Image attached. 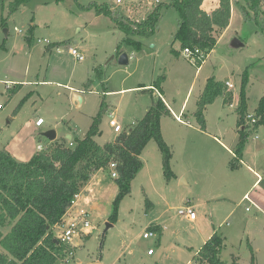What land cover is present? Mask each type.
Listing matches in <instances>:
<instances>
[{"label":"rangeland","instance_id":"obj_1","mask_svg":"<svg viewBox=\"0 0 264 264\" xmlns=\"http://www.w3.org/2000/svg\"><path fill=\"white\" fill-rule=\"evenodd\" d=\"M170 1L26 0L11 12V0H0V151L27 161L39 144L44 148L51 144L44 135L50 129L59 139L67 134L83 137L103 101L102 134L95 139L101 144L111 141L118 134L110 125L112 114L123 128L136 123L161 96L153 87L159 83L171 110L162 117L161 130L172 150L173 175L165 173L162 151L151 139L141 154L131 192L110 221L119 188L110 167L100 170L90 184L94 199L87 208L92 228L73 239V257H59L54 264H196L195 255L214 229L225 237L223 260L231 261L235 255L249 264L254 254L256 264H264V125L251 130L243 160L234 153L236 108L246 70L248 112L264 94V32L256 19L233 3L229 26L215 32V48L205 62L195 64L175 40L179 13L166 4ZM93 3L109 5L127 16L133 27L161 5V20L153 33L133 36L142 42L138 50L127 44L128 34L112 15L88 7ZM239 3L246 5L245 0ZM259 10L264 12V0ZM4 28L9 30L7 37ZM234 36L245 46L230 51L227 45ZM70 46L77 47L84 59L73 56ZM120 51L129 54L128 64L118 62ZM210 77L230 80L234 87L225 89L232 97L229 101L218 97L207 105L202 129L195 111ZM141 84L153 86L136 88ZM75 93L83 96L82 105L75 102ZM39 117L42 125L36 123ZM254 170L261 174L255 184ZM247 191L248 198H243ZM188 199L200 203L197 220L178 213ZM152 223L162 229L145 237ZM62 228L55 226V233Z\"/></svg>","mask_w":264,"mask_h":264},{"label":"trees","instance_id":"obj_2","mask_svg":"<svg viewBox=\"0 0 264 264\" xmlns=\"http://www.w3.org/2000/svg\"><path fill=\"white\" fill-rule=\"evenodd\" d=\"M25 1L11 0L10 11H15ZM203 1L171 0L166 3L179 13L175 40L182 48L198 46L210 53L217 44L215 32L226 29L230 24L233 3L238 4L248 18L256 19L264 32V12L259 10L262 0H245L246 5L239 0H219V6L211 13L202 8ZM88 7H95L97 13L112 15L117 26L128 34L127 44L138 50L142 48V42L133 36L153 33L161 20V5L136 27L127 16L115 13L109 5L93 3ZM247 7L254 10V14H249ZM248 81L249 72L246 70L236 108L239 139L234 153L238 159H242L251 130L264 125V94L254 109L256 121L252 124L247 122ZM154 87L159 88L162 94L161 83ZM225 89V81L214 77L207 80L195 111L202 129H206L207 105L218 97H224L225 102L232 98L227 97ZM105 104L103 101L83 137L72 138L71 142L65 136L57 138L48 147L36 151L27 161L17 160L7 150L0 151V264H54L59 257H66L67 246L59 241L54 227L61 222L75 195L84 190L97 171L109 167L111 161L117 163L119 174L115 177L119 191L110 216V221L114 220L120 201L131 192V181L141 166V154L151 139L157 141L162 151L165 173L169 177L173 175L170 166L172 150L161 130L162 117L171 110L163 97L159 95L153 99L141 119L124 127L113 140L101 144L95 137L101 132ZM4 227H9L8 231L5 232ZM224 246L225 237L215 231L195 255L196 264H244L235 255L231 261L223 260L221 252ZM249 264H256L254 254Z\"/></svg>","mask_w":264,"mask_h":264},{"label":"built area","instance_id":"obj_3","mask_svg":"<svg viewBox=\"0 0 264 264\" xmlns=\"http://www.w3.org/2000/svg\"><path fill=\"white\" fill-rule=\"evenodd\" d=\"M118 3L121 2V0H117ZM17 29V28H16ZM20 31V30H19ZM47 43H50L47 40ZM69 52L78 58L79 60L84 59V55H82L77 47L71 46L69 48ZM183 53L186 55L193 63H203L207 60L209 53L205 50L201 49L198 46L195 47H185L183 48ZM227 85V89L229 91H232V88L234 87V83L230 80L225 81ZM7 88H11L9 84H7ZM1 106V105H0ZM247 122L252 124L256 121L254 111L248 112L246 115ZM180 120V119H179ZM37 125H42L44 123V119L42 117H39L36 121ZM110 125L114 128L115 132H121L123 129V126L120 124L118 119L112 114V117L110 119ZM72 144V143H71ZM38 150H43L44 145L39 144L37 146ZM109 167L112 169V176L117 177L118 170H117V163L115 161H111L109 163ZM88 195H84V191L77 193L74 197V199L71 202V205L65 215L63 216L60 223H58V226H62L63 231L57 235V238L59 241L67 246V255L66 258H71L74 255V249L72 246L73 239L76 236H81L82 233L86 231H90L92 228L91 224V216L92 212L87 208L89 205V201H87ZM245 198H248V194ZM249 207H247V210ZM179 214L183 215L184 217L188 218L189 220H196L197 219V211L190 205L189 203L180 207L178 209ZM68 218V219H67ZM56 225V226H57ZM155 235V232L152 230H148L144 233L145 237H151ZM149 253H153V250L150 249Z\"/></svg>","mask_w":264,"mask_h":264},{"label":"crops","instance_id":"obj_4","mask_svg":"<svg viewBox=\"0 0 264 264\" xmlns=\"http://www.w3.org/2000/svg\"><path fill=\"white\" fill-rule=\"evenodd\" d=\"M219 4H220V1L219 0H204L203 1V3H202V8L204 9V10H206L207 12H209V13H211L214 9H216L218 6H219ZM232 15H233V8H232ZM231 22V21H230ZM227 29V28H226ZM226 29H223V31H225ZM8 34H9V30H8ZM227 81V80H226ZM143 86H153V85H144V84H141L140 86H136V88H139V87H143ZM154 87V86H153ZM155 89L157 90V87H155ZM123 90V89H122ZM204 90V89H203ZM203 92V91H202ZM201 92V93H202ZM161 94V93H160ZM201 95V94H200ZM161 96L163 97V99L165 100V98H164V96L161 94ZM84 100V99H83ZM166 102V101H165ZM183 108H184V105H183V107H182V109H181V111L183 110ZM148 110V109H147ZM176 118H177V120H179L180 122H185L180 116H176ZM237 131H238V129H237ZM213 138L214 139H216L217 141H219L220 143H222V141L216 136V135H214L213 136ZM238 139H239V134H238V138H237V141H236V144H237V142H238ZM224 144V143H223ZM225 145V144H224ZM226 146V145H225ZM227 148H229L228 146H226ZM241 160H243V159H241ZM103 169V168H102ZM102 169H100V170H102ZM99 170V171H100ZM99 171H97L94 175H93V177H92V179L96 176V174L99 172ZM254 174L257 176V179L255 180V182H254V184L255 183H257L258 182V180L261 178V174L258 172V171H256V170H254ZM92 179H91V181H89L88 183H87V185L85 186V188H84V195H88V197L86 198L87 199V201H89V205H91V203L93 202V199H94V196H93V194H94V189L92 188V187H90V184L92 183ZM183 179V182H187V183H189L190 181L188 180V178H182ZM248 194V191L244 194V196H243V198H245L246 197V195ZM216 199H223L222 197H218V198H216ZM242 200V199H241ZM190 204V205H192V207L197 211V206L200 204V203H197V204H192V201L191 200H187L186 201V203H185V205L186 204ZM201 204H203V205H206L207 204V202L206 201H203V202H201ZM184 206V205H183ZM179 213V212H178ZM197 218H198V215H197ZM197 220V219H196ZM192 221V220H191ZM150 226V230H152V231H161V229H162V226L160 225V224H154V223H152V224H150L149 225ZM215 231H217L216 229H214V231L209 235V237L215 232ZM208 237V238H209ZM207 238V239H208ZM206 239V240H207ZM206 240L202 243V245L206 242ZM201 245V246H202ZM201 248V247H200ZM199 248V249H200ZM150 250V249H149ZM199 251V250H198Z\"/></svg>","mask_w":264,"mask_h":264},{"label":"water","instance_id":"obj_5","mask_svg":"<svg viewBox=\"0 0 264 264\" xmlns=\"http://www.w3.org/2000/svg\"><path fill=\"white\" fill-rule=\"evenodd\" d=\"M3 32L5 34V36H8V28H4ZM245 46V42L240 39L238 36H234L228 43L227 47L230 51L239 49L241 47ZM118 62L121 65H126L129 63V54L127 52H122L119 55L118 58ZM74 100L76 103H78L79 105H82L83 103V96L81 94L75 93L74 94ZM102 134V132H100V135ZM44 135L50 140V141H54L55 139H57V132L54 129H50L46 132H44ZM67 138L68 141L71 142L72 140V135L71 134H67L65 136Z\"/></svg>","mask_w":264,"mask_h":264}]
</instances>
